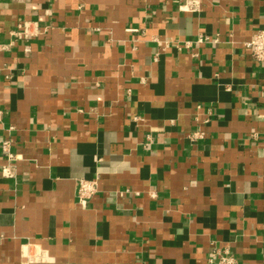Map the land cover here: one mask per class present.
Here are the masks:
<instances>
[{
  "label": "crops",
  "instance_id": "1",
  "mask_svg": "<svg viewBox=\"0 0 264 264\" xmlns=\"http://www.w3.org/2000/svg\"><path fill=\"white\" fill-rule=\"evenodd\" d=\"M184 1L0 0V264H264V0Z\"/></svg>",
  "mask_w": 264,
  "mask_h": 264
},
{
  "label": "built area",
  "instance_id": "2",
  "mask_svg": "<svg viewBox=\"0 0 264 264\" xmlns=\"http://www.w3.org/2000/svg\"><path fill=\"white\" fill-rule=\"evenodd\" d=\"M202 0H185L178 6V10L180 12L185 13H194L198 12L200 9ZM134 31V30H133ZM49 29L42 30L39 28V25L36 22L32 21H23L17 25V27L10 32V37L12 40H20L25 43H29L33 38L39 37L41 34H47ZM205 41H209V38L200 36L198 39L199 43H204ZM12 46V43L3 44L0 41V54L6 50H8ZM247 46L252 51V58L259 63H264V28L259 29L251 38V40L247 43ZM25 51L29 52L30 47L26 45ZM4 116V111L0 105V123H2ZM194 140H197L202 137L200 132H195L191 136ZM13 142L11 139H0V149L5 154L9 161H13L16 156L12 152ZM3 177H13V173L10 169L4 168L1 173ZM97 193V182L90 181H80L78 195L82 202H85L86 199L91 198ZM23 256L26 258L27 262L33 261H46L49 257L42 249H38L37 251L31 252L30 248L24 250ZM214 262V259L211 262ZM216 261V260H215ZM217 264H237L236 258L232 254H224L217 260Z\"/></svg>",
  "mask_w": 264,
  "mask_h": 264
}]
</instances>
